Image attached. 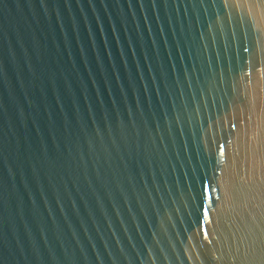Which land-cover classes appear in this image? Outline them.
<instances>
[{
  "label": "water",
  "instance_id": "1",
  "mask_svg": "<svg viewBox=\"0 0 264 264\" xmlns=\"http://www.w3.org/2000/svg\"><path fill=\"white\" fill-rule=\"evenodd\" d=\"M0 264H264V0H0Z\"/></svg>",
  "mask_w": 264,
  "mask_h": 264
}]
</instances>
